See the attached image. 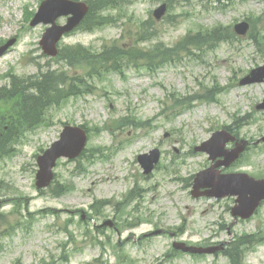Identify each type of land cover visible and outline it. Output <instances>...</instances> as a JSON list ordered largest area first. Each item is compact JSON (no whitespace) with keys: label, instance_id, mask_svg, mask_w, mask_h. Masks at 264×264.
I'll return each mask as SVG.
<instances>
[{"label":"rangeland","instance_id":"obj_1","mask_svg":"<svg viewBox=\"0 0 264 264\" xmlns=\"http://www.w3.org/2000/svg\"><path fill=\"white\" fill-rule=\"evenodd\" d=\"M42 1L0 0V47L17 39L0 57V87L63 72L69 88L70 79L90 67L81 59L44 54L40 40L47 25H30ZM169 1L171 7L161 20L154 18L153 11L167 0H135L109 7L98 16L117 22L79 28L60 45L81 44L95 53L113 45L151 49L162 42L164 47H174L188 32L205 33L219 26L234 31V25L243 20H251L252 30L264 35V0ZM153 18L156 21L150 27L155 36L140 40L141 23ZM65 21L62 18L59 23ZM234 37L230 34L193 55H178L155 71L143 58L121 56L122 73L94 75L89 80L91 92L60 98L43 109L37 128L21 129L12 151L0 156V213L4 214L0 264H38L43 259L51 264H229L219 255H169L172 233L195 245L256 233L259 240L246 248V261L264 264V205L253 219L231 225L232 198L191 195L196 174L211 164L209 154L195 152L194 147L226 126L236 136L229 147L243 140L247 147L236 165L223 172L264 177V109L256 107L264 99V82L240 83L252 69L264 65V54L250 36ZM111 63L114 59L104 66ZM263 74L264 70L253 76ZM9 109L7 99L0 97V117ZM65 123L89 126L87 147H99L101 152L92 162L61 159L55 169V187L62 182L74 188L55 196V187L40 190L36 186L37 155L59 138ZM153 148L161 151V157L153 171L145 174L137 157ZM79 162L88 166L86 171H77ZM132 189L135 194L127 211L133 214L119 218L116 202ZM26 198L31 215L25 211L17 218L14 203L24 205ZM100 200L112 203L99 204L98 211L104 215H99L98 224L114 219L120 225L137 222L138 226H122L120 231L83 221L81 211L92 212L91 204ZM88 227L91 234L86 233ZM157 229L163 232L150 234Z\"/></svg>","mask_w":264,"mask_h":264},{"label":"trees","instance_id":"obj_2","mask_svg":"<svg viewBox=\"0 0 264 264\" xmlns=\"http://www.w3.org/2000/svg\"><path fill=\"white\" fill-rule=\"evenodd\" d=\"M134 0H88L90 10L86 16L82 27L86 29H93L107 22H117L116 18L108 19L106 17L98 16L100 11H103L109 7H122ZM153 20L150 19L141 23L138 31V38L142 41L151 40L155 34V29H151L150 25ZM229 34L228 28H215L212 31L200 32L198 34H189L185 36L174 47H164V43H159L154 48L145 49L138 48L131 45L123 47L119 45H113L111 47H105L103 51L95 53L89 47H85L81 44L68 45L61 50V57L66 55L67 58L76 60L81 59L89 62V69L81 76H73L70 79L71 84L69 88L66 87L67 77L65 73L47 74L43 75L42 79L26 83L20 81V84L16 86V82H13V86L8 88L4 86L0 89V97L4 96L7 99L8 106L12 109L4 112L0 117V156L9 154L12 151V142L17 139L18 132L25 128L40 124L43 120L42 111L53 102H57L60 98L67 96L68 94L80 93L82 86H86L87 78L94 74H101L104 69L111 68L113 70H121V62L118 59L121 56L131 58L137 56L138 59L143 58L150 64L164 63L167 60H173L178 55H190L193 50H201L205 47H213L220 39L226 37ZM184 51V52H183ZM183 52V54H181ZM114 59V64L111 63V67L104 66L105 62ZM155 61V62H154ZM109 70V69H108ZM10 102H13L11 105ZM63 186H56L55 193L61 194L63 192ZM233 259L235 262L240 260L238 258V247L233 249ZM46 264H50L47 263Z\"/></svg>","mask_w":264,"mask_h":264},{"label":"water","instance_id":"obj_3","mask_svg":"<svg viewBox=\"0 0 264 264\" xmlns=\"http://www.w3.org/2000/svg\"><path fill=\"white\" fill-rule=\"evenodd\" d=\"M89 6L86 2L76 0H44L41 4L39 12L32 21V25L40 22L52 23V26L45 32L41 44L44 50L50 55H57V44L63 35L74 29L88 13ZM166 11V5L158 8L155 13L160 18ZM72 15L68 18L66 25H58L56 20L63 15ZM249 28L247 22H242L236 25V30L245 34ZM15 39L11 40L4 47L0 49V55L13 44ZM264 70V67L259 68ZM256 79L247 77L242 83L252 82ZM222 132L215 133V136L222 134ZM87 138L85 131L78 127L67 126L61 134V139L56 141L51 148L45 151L43 155L38 157L40 170L37 174L38 186H47L53 179V167L56 161L61 156L75 157L77 156L86 144ZM204 147V146H203ZM197 147V150L204 149ZM243 150V148H240ZM241 150H237V153ZM223 154V153H219ZM211 187L205 192L209 196L222 197L225 195H238V205L234 208L235 215L249 217L253 214L261 200L264 199V179H255L245 173H233L220 175L214 171V168H209L198 173L195 187ZM178 247L184 251L192 252H210L211 249H203L197 247L187 246L185 243H179Z\"/></svg>","mask_w":264,"mask_h":264},{"label":"flooded vegetation","instance_id":"obj_4","mask_svg":"<svg viewBox=\"0 0 264 264\" xmlns=\"http://www.w3.org/2000/svg\"><path fill=\"white\" fill-rule=\"evenodd\" d=\"M227 243V242H226ZM224 249H225V247H224Z\"/></svg>","mask_w":264,"mask_h":264}]
</instances>
